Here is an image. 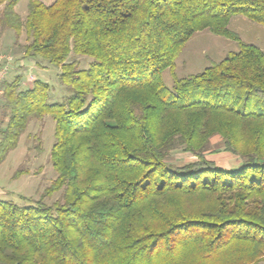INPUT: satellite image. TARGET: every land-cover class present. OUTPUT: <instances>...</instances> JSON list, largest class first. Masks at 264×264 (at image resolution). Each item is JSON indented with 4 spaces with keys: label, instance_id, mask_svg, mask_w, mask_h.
<instances>
[{
    "label": "trees",
    "instance_id": "16d2710c",
    "mask_svg": "<svg viewBox=\"0 0 264 264\" xmlns=\"http://www.w3.org/2000/svg\"><path fill=\"white\" fill-rule=\"evenodd\" d=\"M18 2L0 0V38L23 27L22 58L58 65L71 92L48 103L44 81L2 83L0 164L48 114L56 175L29 205L0 200V264L264 262V52L240 43L162 80L196 31L238 39L235 15L264 25V0H29L24 20ZM215 134L236 170L206 159ZM178 147L197 160L167 163Z\"/></svg>",
    "mask_w": 264,
    "mask_h": 264
},
{
    "label": "rangeland",
    "instance_id": "374dc122",
    "mask_svg": "<svg viewBox=\"0 0 264 264\" xmlns=\"http://www.w3.org/2000/svg\"><path fill=\"white\" fill-rule=\"evenodd\" d=\"M29 0H19L15 11L24 20ZM50 4L54 0H38ZM2 6H0L1 9ZM227 28L238 36L229 38L209 29L196 31L183 45L174 61L173 73L169 69L162 71V80L171 87L174 76L186 77L201 72L212 62H217L230 52H237L240 43L253 44L264 49V25L254 22L244 16L235 15L229 19ZM18 43V46L15 45ZM27 42L25 30L22 27L19 36L14 30H7L0 38V55L21 54L20 45ZM13 50L10 51L11 47ZM68 61L78 63L80 69L87 68L93 58L87 55L72 54ZM18 63L15 64L18 67ZM8 72V71H7ZM14 75L4 80L12 81L20 78V87L25 89L32 85L33 80H41L49 85L48 103L63 102L70 94V88L59 79V66L41 58H24L23 65L12 71ZM55 122L50 115H44L40 120L31 121L25 133L20 136L17 148L11 151L0 164V200L11 201L17 205H29L38 199L43 190L54 179L56 172L52 166L50 155L54 143ZM206 159L223 169L236 170L241 159L223 149L221 137L215 134L209 138ZM197 157L181 150V147L171 151L166 162L175 166L195 162ZM17 170H28V174L14 176ZM59 192L44 201L52 203L59 197ZM262 263V262H261ZM264 263V262H263Z\"/></svg>",
    "mask_w": 264,
    "mask_h": 264
},
{
    "label": "built area",
    "instance_id": "2783aa9c",
    "mask_svg": "<svg viewBox=\"0 0 264 264\" xmlns=\"http://www.w3.org/2000/svg\"><path fill=\"white\" fill-rule=\"evenodd\" d=\"M10 62H12L11 55H0V98L3 94L2 83L8 71ZM260 264H264V263L262 262Z\"/></svg>",
    "mask_w": 264,
    "mask_h": 264
},
{
    "label": "crops",
    "instance_id": "0c3cea01",
    "mask_svg": "<svg viewBox=\"0 0 264 264\" xmlns=\"http://www.w3.org/2000/svg\"><path fill=\"white\" fill-rule=\"evenodd\" d=\"M13 46V45H12ZM256 46V45H255ZM259 49H261L263 52H264V49L262 48V47H260V46H257ZM12 48H14V46L13 47H11V49H10V51L11 50H13ZM17 54V56L15 55V57H13V60H12V62H10V64H9V68H8V72H7V76H6V79L7 78H10L8 75L10 74V75H14L15 73H13L12 71H14V70H16L18 67H21L22 65H23V60H24V58H22V56H21V54H19V53H16ZM16 62H19L18 63V67H17V65L15 64Z\"/></svg>",
    "mask_w": 264,
    "mask_h": 264
}]
</instances>
